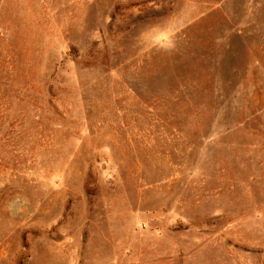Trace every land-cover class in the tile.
Instances as JSON below:
<instances>
[{
  "label": "rangeland",
  "instance_id": "rangeland-1",
  "mask_svg": "<svg viewBox=\"0 0 264 264\" xmlns=\"http://www.w3.org/2000/svg\"><path fill=\"white\" fill-rule=\"evenodd\" d=\"M0 264H264V0H0Z\"/></svg>",
  "mask_w": 264,
  "mask_h": 264
}]
</instances>
